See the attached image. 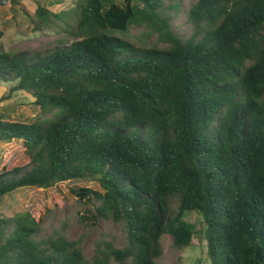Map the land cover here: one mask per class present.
I'll use <instances>...</instances> for the list:
<instances>
[{
    "label": "trees",
    "instance_id": "obj_1",
    "mask_svg": "<svg viewBox=\"0 0 264 264\" xmlns=\"http://www.w3.org/2000/svg\"><path fill=\"white\" fill-rule=\"evenodd\" d=\"M77 21L36 2L37 30L71 41L44 52L0 50V83L31 97L32 121L0 110V143L19 140L28 163L0 173V199L74 180L81 222L121 223L125 244L40 238L28 212L0 217V264H158L162 237L186 248L201 235L209 264H264V0H196L188 35L180 1L72 0ZM146 29L137 44L119 36ZM155 34V44L146 46ZM163 45L159 47V45ZM199 214L204 227L184 220Z\"/></svg>",
    "mask_w": 264,
    "mask_h": 264
},
{
    "label": "rangeland",
    "instance_id": "obj_2",
    "mask_svg": "<svg viewBox=\"0 0 264 264\" xmlns=\"http://www.w3.org/2000/svg\"><path fill=\"white\" fill-rule=\"evenodd\" d=\"M28 12L33 16L36 2L44 5L47 0H20ZM180 1V8L173 15V29L181 34L190 33V25L186 19V11L190 4L196 0ZM167 4V0H164ZM56 14L66 15V21L74 26L77 21L76 8L72 0H63V3L48 8ZM57 21L49 28L37 30L28 18L18 8L11 7L8 2L0 4V50L11 54L19 51L44 52L53 49L58 42L69 43V38L57 25ZM146 29L132 27L126 35H120L137 44L146 37ZM146 46L155 44V34L147 36ZM163 45H159L161 47ZM9 85L0 83V110L9 109L14 121H32L39 117V111L31 106V97L22 93L9 94ZM28 163L23 153V146L19 140L9 144L0 143V173L11 170ZM75 187L89 188L99 191L98 185L93 181L74 180L58 183L49 188L26 187L16 190L0 199V217H11L17 213L28 212L35 220L40 221V238H45L53 233H59L68 240L79 241L81 250L86 259H90L98 243L110 241L116 248L125 244V233L121 223L100 219L94 226L80 221L84 205L70 192ZM184 220L191 223L198 230L203 228L200 216L196 212H187ZM163 255L157 260L158 264H209L206 256L205 242L202 236L195 235L186 248H177L172 245L171 237H162Z\"/></svg>",
    "mask_w": 264,
    "mask_h": 264
}]
</instances>
